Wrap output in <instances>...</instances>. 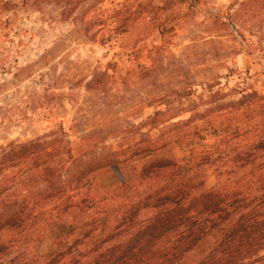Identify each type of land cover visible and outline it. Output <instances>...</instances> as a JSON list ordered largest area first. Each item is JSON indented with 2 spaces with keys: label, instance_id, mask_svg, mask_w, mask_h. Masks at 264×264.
<instances>
[{
  "label": "trees",
  "instance_id": "16d2710c",
  "mask_svg": "<svg viewBox=\"0 0 264 264\" xmlns=\"http://www.w3.org/2000/svg\"><path fill=\"white\" fill-rule=\"evenodd\" d=\"M93 1H65L62 17H88L87 35L94 31L107 46L132 3L102 12ZM142 7L139 16L157 9ZM96 77L87 89H103L116 74ZM194 86L184 82L140 102L135 108L152 113L124 131L114 122L74 144L54 122L58 130L43 140L0 150V262L264 264V92L214 82L197 93ZM122 133L126 141L106 145ZM179 143H189L184 163L172 149ZM208 168L213 188L206 187ZM108 174L121 180L103 192L99 179ZM42 219L54 232L46 254L35 250Z\"/></svg>",
  "mask_w": 264,
  "mask_h": 264
},
{
  "label": "rangeland",
  "instance_id": "374dc122",
  "mask_svg": "<svg viewBox=\"0 0 264 264\" xmlns=\"http://www.w3.org/2000/svg\"><path fill=\"white\" fill-rule=\"evenodd\" d=\"M65 1L0 0V150L11 142L43 140L58 130L54 122L74 144L98 138L97 129L114 122L124 131L152 113L135 106L184 82L194 84L197 93L214 82L228 90L240 85L264 92V0H131V11L107 46L98 43L94 31L87 35L88 17L77 23L62 17ZM126 1L93 3L105 12ZM148 4L156 11L139 16L138 6ZM107 71L115 80L101 90L87 89L94 76ZM194 127L204 129L206 123ZM127 138L122 133L106 145ZM188 146L172 145L180 163L188 158ZM119 180L103 175L100 189L108 192ZM205 182L207 188L215 186L212 168L206 169ZM40 222L44 239L35 250L46 254L54 232Z\"/></svg>",
  "mask_w": 264,
  "mask_h": 264
}]
</instances>
